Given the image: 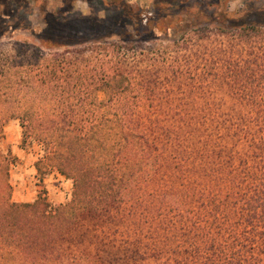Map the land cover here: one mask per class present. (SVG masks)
<instances>
[{
	"label": "rangeland",
	"instance_id": "1",
	"mask_svg": "<svg viewBox=\"0 0 264 264\" xmlns=\"http://www.w3.org/2000/svg\"><path fill=\"white\" fill-rule=\"evenodd\" d=\"M68 1L66 12L60 0L12 2L0 25V110L18 114L0 140L11 201L68 203L72 181L36 130L86 122L39 113L96 112L85 125L98 129L99 148L107 94L86 83L125 75L130 85L119 87L138 115L130 126L147 132L154 176L64 233L57 251L82 264H207L208 231L245 255L247 200L264 197V148L250 119L264 112V0ZM48 13L69 22L54 41ZM255 221L264 233V218Z\"/></svg>",
	"mask_w": 264,
	"mask_h": 264
},
{
	"label": "trees",
	"instance_id": "2",
	"mask_svg": "<svg viewBox=\"0 0 264 264\" xmlns=\"http://www.w3.org/2000/svg\"><path fill=\"white\" fill-rule=\"evenodd\" d=\"M23 1L0 0V25L5 14L12 15L11 3ZM119 2L124 4L123 0ZM60 3L61 12L71 9L70 1L60 0ZM46 17L48 28L55 35H49L46 40L54 41L65 33L69 22H58L50 13ZM119 76L122 80L107 76L101 83L94 80L86 83L107 94L101 103L104 110L99 120L104 125L100 129L99 148L96 147L98 129H88L85 125L100 118L96 112L78 110L68 113L62 108L53 113H39L40 117L70 119L74 116L86 122L75 128L42 126L36 130L38 140L45 147L51 146L48 155L55 157L59 173L72 181L68 203L52 209L41 196L31 203L11 201L8 160L0 151V264H82L73 255L57 251V248H62L60 244L64 233L84 219L102 217L113 207L129 201L137 191L142 190L145 182L152 180L154 175L151 171L154 172L156 167L154 163L152 165L154 158L146 147L149 143L147 132L130 126L138 115L127 108L131 104L119 87L123 79H126L127 85L130 82L125 75ZM2 103L3 100H0ZM17 116L14 111L0 110V140L5 119ZM250 119L260 133L264 148V112L253 114ZM148 167L151 171L145 172ZM247 205L250 213L246 218V242L239 245L245 255H241L233 244L207 231L204 248L211 252V260L207 264H264V247L253 244L257 238L264 242L263 230L255 228V220L264 218V197L256 195L247 200ZM174 207L178 208V213H183L181 203H175Z\"/></svg>",
	"mask_w": 264,
	"mask_h": 264
}]
</instances>
